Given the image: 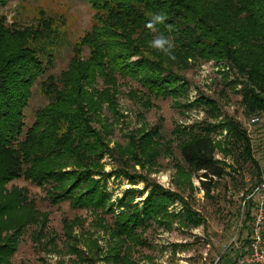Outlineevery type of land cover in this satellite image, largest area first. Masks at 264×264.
Segmentation results:
<instances>
[{"label":"trees","instance_id":"1","mask_svg":"<svg viewBox=\"0 0 264 264\" xmlns=\"http://www.w3.org/2000/svg\"><path fill=\"white\" fill-rule=\"evenodd\" d=\"M8 1L0 0V7ZM84 1L94 11V23L74 43L67 67L57 78L51 74L43 78L54 67L61 43L51 19L41 18L35 25L20 27L7 25L5 17L0 16V262H7L15 250L17 234L34 216L21 191L6 194V199L3 196L5 184L14 178L45 186L52 203L68 201L72 208L108 212H113L114 203H109L111 194L104 183L107 177L125 176L132 185L145 180L148 193L141 207L131 203L134 192L139 190L129 189L128 200L118 199L120 209L111 230L117 251L106 256L112 264H135L128 248L129 244L147 245L141 231L153 223H163V219L173 222L180 216L168 211L178 194L144 175L122 167L108 173L90 167L106 150L101 137L105 131L102 107L106 104L117 112L119 78L141 85L139 91L149 104L151 97L187 96V79L180 70L199 60L223 62L234 75L227 85H240L244 114L251 118L264 114V0ZM157 14H163L164 21L148 28ZM158 36L169 40L170 47H166L175 59L149 46ZM84 48L88 50L85 56ZM41 78L40 90L49 101L35 111L34 121L26 127L24 111L31 88ZM98 81L103 88L96 87ZM188 104L214 118L220 114L217 102L207 96ZM95 122L101 124L100 129L93 126ZM221 129H226L227 145L222 151L233 155L237 163L253 165L260 182L263 180L250 135L240 122L225 116L224 121L203 124L200 131L190 129L179 140L181 160L205 194L227 174L225 161L215 158L217 143L211 137L213 131ZM157 135L155 127L146 131L139 143L130 142L122 153L111 152H118L120 162L125 152L140 162L138 154L145 158L157 152ZM100 147L103 149L98 152ZM63 160L73 161L76 169L60 165ZM253 204L250 199L246 212L251 234ZM182 212L188 222L199 223L191 209ZM4 229H14L17 234L12 238L2 236ZM251 240L246 242L250 244Z\"/></svg>","mask_w":264,"mask_h":264},{"label":"rangeland","instance_id":"2","mask_svg":"<svg viewBox=\"0 0 264 264\" xmlns=\"http://www.w3.org/2000/svg\"><path fill=\"white\" fill-rule=\"evenodd\" d=\"M0 16L5 17L7 25L20 27L35 25L41 18L51 19L52 29L61 43L54 67L43 78L49 74L59 77L67 67L74 43L94 23V11L84 0H9L0 7ZM87 51L84 48V56ZM179 73L187 79V96L151 97L149 104L139 91L141 85L130 79H118L117 112H112L106 104L102 107L101 122L105 131L101 137L106 150L90 167L105 173L122 167L178 194L168 207L170 213L180 214L173 222L163 219V223H153L143 231L138 228L147 245L129 244L128 252L135 264H258L252 260L248 250L250 244L246 242L253 235L249 227L251 221L246 215L248 202L251 199L254 203L251 215L255 218L258 201L262 198L258 192L250 194L260 182L257 170L250 163H237L233 155L222 151L223 146L227 147L226 129L213 131L211 137L217 143L215 158L225 161L227 174L205 194L199 188L198 179L188 172L181 160L178 144L190 129L200 131L203 124L218 123L227 116L240 122L250 135L253 156L259 163L261 179H264V114L260 113L256 122H251V116L244 114L238 92L240 85H227L234 75L223 62L199 60ZM41 80L31 88L29 105L24 111L26 127L34 121L35 111L49 101L40 90ZM96 87L103 88L101 81ZM201 96L217 102L218 117L206 114L197 106H188ZM93 126L101 128L97 122ZM155 127H158V135L154 140L159 145L154 146L157 152L153 156L144 158L138 154V162L132 158L133 154L125 152L120 162L118 152H111L120 150L122 153L130 142L139 143L145 132ZM179 130L185 132L177 133ZM60 165L76 169L71 160H63ZM93 177L99 178V175L93 174ZM104 183L111 194L109 203H114L113 212L72 208L68 201L52 203L47 199L45 186L23 178L9 180L3 196L14 190L21 191L22 199L24 197L23 200L30 203L29 211H33L34 216L19 234L14 229L1 231L2 236L12 238L17 234L18 238L13 245L14 252L7 262L0 264H112L106 256L117 251V240L111 230L120 209L118 199L126 197L128 200L129 189L139 190L134 192L131 203L141 207L148 190L145 180L132 185L125 176H110ZM186 208L196 213L199 223L188 222L181 216ZM262 237L264 248V235Z\"/></svg>","mask_w":264,"mask_h":264},{"label":"built area","instance_id":"3","mask_svg":"<svg viewBox=\"0 0 264 264\" xmlns=\"http://www.w3.org/2000/svg\"><path fill=\"white\" fill-rule=\"evenodd\" d=\"M250 120L251 122H256L258 117H252ZM254 192L260 193L262 198H260L258 201L257 213L253 223V235L250 243V256L254 262L258 264H264L263 237L261 235L264 211V179L258 185H256L250 194L252 195ZM245 200H247V197Z\"/></svg>","mask_w":264,"mask_h":264},{"label":"clouds","instance_id":"4","mask_svg":"<svg viewBox=\"0 0 264 264\" xmlns=\"http://www.w3.org/2000/svg\"><path fill=\"white\" fill-rule=\"evenodd\" d=\"M165 19V16L163 14H157L152 17V22H150L147 27L148 28H153L155 23H162ZM150 47L159 49L163 51L166 55H169L170 58L175 59L174 56H171V54L168 51L169 45V40L163 36H158L154 40L150 42ZM168 46V47H166Z\"/></svg>","mask_w":264,"mask_h":264}]
</instances>
